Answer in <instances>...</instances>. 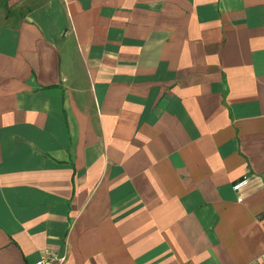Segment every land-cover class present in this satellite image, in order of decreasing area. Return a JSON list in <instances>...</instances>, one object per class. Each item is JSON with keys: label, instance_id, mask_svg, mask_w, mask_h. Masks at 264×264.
Returning a JSON list of instances; mask_svg holds the SVG:
<instances>
[{"label": "crops", "instance_id": "obj_1", "mask_svg": "<svg viewBox=\"0 0 264 264\" xmlns=\"http://www.w3.org/2000/svg\"><path fill=\"white\" fill-rule=\"evenodd\" d=\"M47 250L264 264V0H0V264Z\"/></svg>", "mask_w": 264, "mask_h": 264}, {"label": "built area", "instance_id": "obj_2", "mask_svg": "<svg viewBox=\"0 0 264 264\" xmlns=\"http://www.w3.org/2000/svg\"><path fill=\"white\" fill-rule=\"evenodd\" d=\"M248 177H244L240 182L234 185V188L237 190L243 185L248 183ZM66 256L59 254L54 251H46L41 257H39L32 264H64L66 262ZM258 260L252 261L249 264H257Z\"/></svg>", "mask_w": 264, "mask_h": 264}]
</instances>
